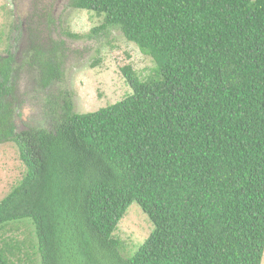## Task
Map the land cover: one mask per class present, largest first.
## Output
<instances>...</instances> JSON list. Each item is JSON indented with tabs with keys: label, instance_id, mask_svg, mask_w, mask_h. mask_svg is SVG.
I'll return each mask as SVG.
<instances>
[{
	"label": "trees",
	"instance_id": "obj_1",
	"mask_svg": "<svg viewBox=\"0 0 264 264\" xmlns=\"http://www.w3.org/2000/svg\"><path fill=\"white\" fill-rule=\"evenodd\" d=\"M70 5L103 17L92 34L120 31L152 74L123 66L129 94L85 113L62 91L46 100L48 126L16 131L13 56L0 57V144L26 167L0 200V230L31 222L40 264H261L264 0ZM30 59L41 88L62 79L53 47ZM134 202L153 227L124 257L114 233ZM24 248L3 239L0 264L31 261Z\"/></svg>",
	"mask_w": 264,
	"mask_h": 264
},
{
	"label": "rangeland",
	"instance_id": "obj_2",
	"mask_svg": "<svg viewBox=\"0 0 264 264\" xmlns=\"http://www.w3.org/2000/svg\"><path fill=\"white\" fill-rule=\"evenodd\" d=\"M70 1L0 0V57L7 51L13 56L11 97L16 131L48 126L44 119L48 111L46 100L62 91L70 94L74 112L85 113L115 103L129 94L130 88L121 72L123 66L130 65L141 79L152 74L151 58L125 40L115 28L106 34H92L91 29L100 25L103 17L75 9ZM60 41L63 46L59 45ZM36 47L46 51L53 47L62 62V79L47 88L39 86L38 70L29 63ZM25 173L26 167L19 159L16 145L12 142L0 144V200ZM152 227L139 205L132 203L114 233L122 241V255L131 256ZM32 233L33 226L28 221L12 223L0 230V242L11 239L25 243L22 252L27 250L32 260L27 261L23 254L20 261L11 257L16 264H40L27 246L33 240ZM261 264H264V252Z\"/></svg>",
	"mask_w": 264,
	"mask_h": 264
}]
</instances>
